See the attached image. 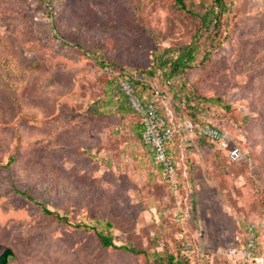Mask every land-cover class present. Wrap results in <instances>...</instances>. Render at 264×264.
<instances>
[{
  "label": "rangeland",
  "instance_id": "374dc122",
  "mask_svg": "<svg viewBox=\"0 0 264 264\" xmlns=\"http://www.w3.org/2000/svg\"><path fill=\"white\" fill-rule=\"evenodd\" d=\"M182 2L185 10L179 0H0V256L9 251L8 264H158L189 240L203 255L195 264H230L218 251L244 241L251 223L264 264V0H224L228 12L211 36L191 13L214 0ZM200 35L198 62L171 86L186 85L196 125L228 132L249 158L232 163L189 133L192 111L177 108L158 71L146 83L176 129L173 194L137 134L140 118L116 108L114 76L146 73L155 55ZM75 224L141 254L104 248Z\"/></svg>",
  "mask_w": 264,
  "mask_h": 264
},
{
  "label": "built area",
  "instance_id": "2783aa9c",
  "mask_svg": "<svg viewBox=\"0 0 264 264\" xmlns=\"http://www.w3.org/2000/svg\"><path fill=\"white\" fill-rule=\"evenodd\" d=\"M120 88L127 98L131 110L140 118L143 126L142 141L149 150L152 160L163 172L169 190L176 194L181 187L178 158L172 146L175 139V126L170 116L165 114L155 100L143 102L136 94L133 84L128 79L120 80ZM184 128L189 133H197L202 140L222 152L232 163H242L248 160V154L241 149L234 138L226 131L211 125L199 126L187 121ZM188 210L176 215L177 221L182 222L188 217ZM259 230L256 223L247 227V238L237 245L220 249L218 253L228 258L230 264H261L259 257ZM183 254L192 260L203 256L198 253L194 242L186 241L182 245Z\"/></svg>",
  "mask_w": 264,
  "mask_h": 264
},
{
  "label": "trees",
  "instance_id": "16d2710c",
  "mask_svg": "<svg viewBox=\"0 0 264 264\" xmlns=\"http://www.w3.org/2000/svg\"><path fill=\"white\" fill-rule=\"evenodd\" d=\"M179 4L181 8L185 10L184 9L185 5L183 4L182 0H179ZM227 12H228V8L224 0H214L213 6L210 9H206L203 14L201 13H191V14H193L194 16L200 19L203 33H210L211 36L213 32H215V34H218L220 32V29L222 27V18ZM201 37L202 35L196 36L195 38H193L190 44L186 46L170 48L168 50L163 51L162 53H159L158 55H155V63L152 69H150L146 73L133 74L128 71H122L119 75L114 76L115 87L113 92L118 93L117 94L118 102L116 103V108L119 109V111L124 114H128L132 112L127 98L124 96V94L121 91L120 88L121 79H128L131 81L135 89V94L143 102L155 100L156 104L158 105L156 100V91L153 88H148L146 83L147 82L146 78H151L156 76L157 72L159 71L162 74L164 82L167 83V85H169L171 92L175 95V99L177 100V108H181L183 106L184 110L191 109V100L189 99L186 93L187 92L186 85L180 83L178 85V89H176L175 87L171 86V84L174 81L179 82L183 74H185L187 71L195 67V64L198 62V58L201 54V47H200ZM213 39L214 38H212V40ZM106 69H112L114 71L113 67L106 66ZM142 90H144V92H142ZM196 106L191 109L192 113H191L190 121H192L194 124H195V120L197 119L196 115L198 112ZM136 130L139 137H141L143 133V126L142 125L138 126ZM15 191L17 194L25 197L26 199L30 201L33 200L32 197L27 193L22 192L19 189H16ZM42 212L49 216H56L58 220L68 223L67 218L61 217L59 214L54 213L46 208L42 207ZM74 228L77 229L85 228L87 230L89 229L93 230L95 234L98 236L101 245L104 248H114L133 255L141 254V252L135 250L132 247H126V246L118 247L115 244V241L112 236L98 232L96 228L93 226H87L84 224H75ZM158 264H192V260L183 254L182 247H180V250L176 256L170 255L166 262L160 261Z\"/></svg>",
  "mask_w": 264,
  "mask_h": 264
},
{
  "label": "water",
  "instance_id": "95a60500",
  "mask_svg": "<svg viewBox=\"0 0 264 264\" xmlns=\"http://www.w3.org/2000/svg\"><path fill=\"white\" fill-rule=\"evenodd\" d=\"M10 252L6 251L5 253H3L0 256V264H8V256H9Z\"/></svg>",
  "mask_w": 264,
  "mask_h": 264
}]
</instances>
